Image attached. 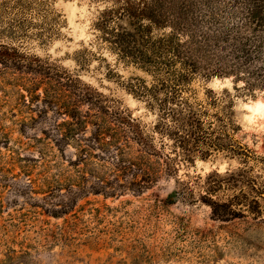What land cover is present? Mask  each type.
Wrapping results in <instances>:
<instances>
[{
  "label": "rangeland",
  "instance_id": "rangeland-1",
  "mask_svg": "<svg viewBox=\"0 0 264 264\" xmlns=\"http://www.w3.org/2000/svg\"><path fill=\"white\" fill-rule=\"evenodd\" d=\"M125 2L0 0V264H264V92L193 81L239 145L183 152L140 94L152 77L100 42L101 13ZM120 184L47 213L78 186ZM174 191L184 199L165 207ZM210 201L235 217L214 220Z\"/></svg>",
  "mask_w": 264,
  "mask_h": 264
},
{
  "label": "trees",
  "instance_id": "trees-1",
  "mask_svg": "<svg viewBox=\"0 0 264 264\" xmlns=\"http://www.w3.org/2000/svg\"><path fill=\"white\" fill-rule=\"evenodd\" d=\"M95 29L109 51L152 77V86L142 85L140 94L158 107L164 125L171 126L170 120L177 125L174 133L183 152L200 145L206 152L236 151L234 128L215 110L217 101H199L191 83L232 78L239 91L264 92V0H244L243 5H218L216 0H126L124 5L106 8ZM137 140L149 148L141 135ZM98 186L94 191L81 186L69 190L70 198L61 201L60 211L53 204L47 213L58 218L70 213L87 192L111 197L126 187ZM131 188L141 192L146 187L131 183ZM184 196L185 192L174 191L161 202L169 207ZM207 205L214 220L235 217L230 204L210 201Z\"/></svg>",
  "mask_w": 264,
  "mask_h": 264
}]
</instances>
